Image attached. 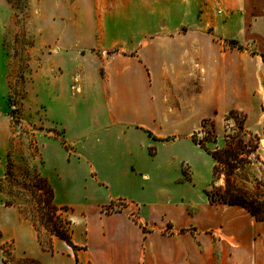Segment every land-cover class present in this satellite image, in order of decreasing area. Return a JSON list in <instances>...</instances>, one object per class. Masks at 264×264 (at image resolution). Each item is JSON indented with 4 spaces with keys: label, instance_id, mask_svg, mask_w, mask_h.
<instances>
[{
    "label": "rangeland",
    "instance_id": "obj_1",
    "mask_svg": "<svg viewBox=\"0 0 264 264\" xmlns=\"http://www.w3.org/2000/svg\"><path fill=\"white\" fill-rule=\"evenodd\" d=\"M209 3L215 4L218 14L217 0H0V221L9 219L0 225L3 264H41L31 253L54 250L55 235L46 228L37 202L41 198L48 207L47 193L38 192L37 197L32 193L39 176L51 184L55 177L56 202L72 208L63 215L80 240L85 238L87 211L117 195L138 201L117 199L102 211L128 208L145 229L142 217L160 214L165 219L163 212L175 217L182 208L195 216L207 207H239L252 224H264L242 206L206 200L214 159L189 135L193 131L202 139V119L214 118L217 141L207 142L213 150L225 146L226 135L236 131L235 121L226 119L228 111L216 110L235 101L231 77L221 78L219 88L211 80L201 91L153 94L148 80L130 65L124 69L126 75H116L109 82L112 53L143 43L155 33L150 28L158 25L160 33L162 26L181 22L187 12L192 17L195 8ZM229 33L246 38L237 22ZM246 47L254 51L257 46L253 42ZM252 71L264 75V67L258 65ZM259 96L258 112H251L248 124L259 138V147L249 157L241 154L250 164L241 171L240 180L264 191V95ZM140 125L144 127L136 128ZM153 132L174 138L165 140ZM180 171L183 175L176 179ZM193 171L191 189L175 184L192 180ZM218 184H224V175ZM177 196L183 197L182 208ZM18 214L33 224L37 247L12 219ZM198 226L187 230L194 236L195 250L207 257L208 264H264L260 229L249 230L254 239L250 237L247 244L253 249L240 253L229 238V228L225 234L222 227ZM169 227L171 223L166 222L165 232H170ZM14 234L22 235L19 243L12 238ZM23 250L26 253L15 255ZM60 252L57 264H74V256L64 247ZM48 263L53 262L49 259ZM75 264L84 263L75 258Z\"/></svg>",
    "mask_w": 264,
    "mask_h": 264
},
{
    "label": "crops",
    "instance_id": "obj_2",
    "mask_svg": "<svg viewBox=\"0 0 264 264\" xmlns=\"http://www.w3.org/2000/svg\"><path fill=\"white\" fill-rule=\"evenodd\" d=\"M217 3L221 7L218 14L214 3H209L202 9L197 7L194 16L191 17V12H187V15H184L185 19L183 17L179 23L162 26L160 33L156 32L159 29L156 25L150 28L155 33L146 37L143 43L141 41L132 43V46L119 48L117 52L112 53L107 66L110 85L116 75H126L124 69L130 65L137 67L140 77L148 80L149 90L153 94L161 93L163 90H170L175 94L201 91L210 85L211 80H214L215 87L219 88L221 78L225 81L226 77H231L235 101L228 108L217 107L216 110L219 113L229 112L231 109L243 111L247 115L248 128L252 120L251 112L254 110L257 113V105L261 104L259 95H264V75L262 72L254 74L252 71L254 65L264 67V47L260 46L264 42V0H217ZM236 22L240 33L246 36L244 40L239 36L229 35L231 27ZM231 40H235L241 48L232 44ZM253 42L257 47L254 51H250L246 46ZM120 66H122L121 70ZM140 127L144 126L140 125L136 128ZM193 133V131L189 133L191 138ZM153 134L165 140L174 138L155 132ZM182 175L180 171L176 179L181 178ZM144 177L148 178L149 174H144ZM191 181H194V171L192 180H181L178 183L175 181V184L187 187L190 186ZM51 182L56 202L55 177H51ZM204 197L209 201L207 194ZM132 198V196L117 195L101 204L98 203L94 211H87L85 238L80 240L75 233L72 234L73 243L78 246L76 254L73 255L72 248L65 241L53 236L52 253L47 250L36 251V254L31 253V256L33 259L36 257V261L39 259L41 264H50L49 259L52 260V264H57L61 261L60 254L63 252L61 253L60 250L64 247V250L71 253L70 256H74V264L75 258L78 263L84 264H208L207 257H204L199 249L195 250L194 236L187 230L188 226L193 225H199L201 229L209 226L222 227L225 234V229L229 228V238L234 240V248L240 253L253 249L247 244L250 237L254 239L253 232L250 233L252 229H260L263 236L261 243L264 244V224H252L247 214L239 207L217 210L207 207L194 216L182 208L183 197L177 196V202L181 201L177 205L182 209L176 211V216L162 211L165 213V219L160 217V214L157 218L142 217L147 229L131 217L128 208L112 210L109 213L102 211L104 206L112 204L113 199L114 203L117 199L138 201ZM56 204L61 206L62 203L56 202ZM214 211L216 213H211ZM13 218L16 224L29 234L32 244L37 243V247L39 238L33 224L20 214ZM8 220L0 221V225H5ZM166 222L171 223L169 233L164 230ZM246 237L247 240H244ZM12 238L19 243L22 235L14 234ZM256 244L257 242L254 241V250ZM20 253L26 251L23 250L15 255L18 257ZM0 264H3L1 256Z\"/></svg>",
    "mask_w": 264,
    "mask_h": 264
},
{
    "label": "trees",
    "instance_id": "obj_3",
    "mask_svg": "<svg viewBox=\"0 0 264 264\" xmlns=\"http://www.w3.org/2000/svg\"><path fill=\"white\" fill-rule=\"evenodd\" d=\"M231 43L238 45L235 40H231ZM238 46L241 48L240 45ZM226 119L235 121L236 131L226 135L225 146L213 150L207 147V142L217 141L216 120L214 118L203 119L202 132L205 135L202 139L197 138L196 134L192 137L194 142L208 150L214 159L213 179L211 187L206 190L207 197L212 204L242 206L257 220H264V191L257 184L249 186L240 180L241 171H244L246 166L250 164V160L242 157L241 154L245 153L249 157L252 153H255L259 147L257 142L259 138L247 128V115L243 111L231 109L226 115ZM252 141H255V143L253 144ZM8 172L10 173V171ZM222 175H224L223 185L218 184ZM245 181L250 182L248 178ZM33 186L38 189V191L36 189L37 192L32 190L35 197L39 195L38 192L47 193V206L50 210L43 205L41 198L37 201L39 214L44 219L46 228L77 250L78 246L72 240L71 221L63 215L64 212H68L72 208L67 205L59 206L56 204L54 188L47 177H37ZM44 211H47V213L45 214Z\"/></svg>",
    "mask_w": 264,
    "mask_h": 264
}]
</instances>
